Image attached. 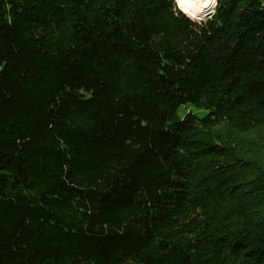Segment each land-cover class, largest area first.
<instances>
[{
  "label": "trees",
  "instance_id": "obj_1",
  "mask_svg": "<svg viewBox=\"0 0 264 264\" xmlns=\"http://www.w3.org/2000/svg\"><path fill=\"white\" fill-rule=\"evenodd\" d=\"M215 1L0 0V264H264V0Z\"/></svg>",
  "mask_w": 264,
  "mask_h": 264
},
{
  "label": "bare ground",
  "instance_id": "obj_2",
  "mask_svg": "<svg viewBox=\"0 0 264 264\" xmlns=\"http://www.w3.org/2000/svg\"><path fill=\"white\" fill-rule=\"evenodd\" d=\"M177 8L192 20H203L215 0H174Z\"/></svg>",
  "mask_w": 264,
  "mask_h": 264
},
{
  "label": "rangeland",
  "instance_id": "obj_3",
  "mask_svg": "<svg viewBox=\"0 0 264 264\" xmlns=\"http://www.w3.org/2000/svg\"><path fill=\"white\" fill-rule=\"evenodd\" d=\"M172 1H173V4H174V8L173 9H175L176 11H180V9L177 8V5L175 4V1L174 0H172ZM215 3H216V1H215ZM215 3H214V6L211 7L210 10L207 12V14H206V16H205V18L203 20H199V21L193 20V21L195 23H197V24H200L201 22H204L206 19H208L215 11V9H214L215 8ZM80 91L83 92V94H87V92H84L83 89H80ZM88 92L90 93V92H92V90H90Z\"/></svg>",
  "mask_w": 264,
  "mask_h": 264
},
{
  "label": "clouds",
  "instance_id": "obj_4",
  "mask_svg": "<svg viewBox=\"0 0 264 264\" xmlns=\"http://www.w3.org/2000/svg\"><path fill=\"white\" fill-rule=\"evenodd\" d=\"M183 13V12H182ZM184 14V13H183ZM185 15V14H184ZM188 17V16H187Z\"/></svg>",
  "mask_w": 264,
  "mask_h": 264
}]
</instances>
